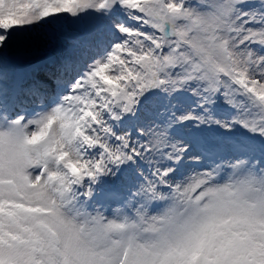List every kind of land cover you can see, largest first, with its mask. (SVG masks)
<instances>
[{
	"label": "snow or ice",
	"instance_id": "snow-or-ice-1",
	"mask_svg": "<svg viewBox=\"0 0 264 264\" xmlns=\"http://www.w3.org/2000/svg\"><path fill=\"white\" fill-rule=\"evenodd\" d=\"M0 264H264V0H0Z\"/></svg>",
	"mask_w": 264,
	"mask_h": 264
},
{
	"label": "rangeland",
	"instance_id": "rangeland-1",
	"mask_svg": "<svg viewBox=\"0 0 264 264\" xmlns=\"http://www.w3.org/2000/svg\"><path fill=\"white\" fill-rule=\"evenodd\" d=\"M55 43H56V42L53 41L52 44H49V45H48L49 49H51ZM50 53H51V52H50ZM58 53H59V49L57 48V54H58ZM44 55H45V53H44L43 51L40 52V53H32V54H30V55L24 57V58L22 59V62H23V63H27V62L35 63V62L37 61V58L42 57V56H44Z\"/></svg>",
	"mask_w": 264,
	"mask_h": 264
},
{
	"label": "water",
	"instance_id": "water-1",
	"mask_svg": "<svg viewBox=\"0 0 264 264\" xmlns=\"http://www.w3.org/2000/svg\"><path fill=\"white\" fill-rule=\"evenodd\" d=\"M40 53V52H39ZM23 64V63H22Z\"/></svg>",
	"mask_w": 264,
	"mask_h": 264
}]
</instances>
